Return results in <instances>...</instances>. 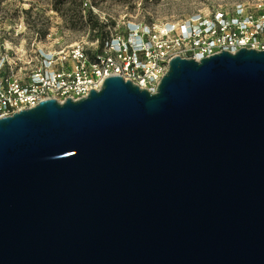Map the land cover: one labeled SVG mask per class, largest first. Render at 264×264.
Segmentation results:
<instances>
[{
  "label": "water",
  "instance_id": "95a60500",
  "mask_svg": "<svg viewBox=\"0 0 264 264\" xmlns=\"http://www.w3.org/2000/svg\"><path fill=\"white\" fill-rule=\"evenodd\" d=\"M0 264H264V51L0 118Z\"/></svg>",
  "mask_w": 264,
  "mask_h": 264
},
{
  "label": "built area",
  "instance_id": "2783aa9c",
  "mask_svg": "<svg viewBox=\"0 0 264 264\" xmlns=\"http://www.w3.org/2000/svg\"><path fill=\"white\" fill-rule=\"evenodd\" d=\"M81 10L102 25L106 39L100 50L93 37L91 48L79 41L54 48L42 44L38 33L27 42L22 20L9 26L4 37L0 28V118L46 100H80L100 90L110 76L154 93L174 57L199 62L221 52L264 51V0L249 8L237 4L231 15L218 11L211 19L196 14L177 22L127 23L122 32L119 22L92 0H83Z\"/></svg>",
  "mask_w": 264,
  "mask_h": 264
},
{
  "label": "rangeland",
  "instance_id": "374dc122",
  "mask_svg": "<svg viewBox=\"0 0 264 264\" xmlns=\"http://www.w3.org/2000/svg\"><path fill=\"white\" fill-rule=\"evenodd\" d=\"M254 1L92 0L101 12L110 14L116 22H119L120 32L127 23L149 25L177 22L196 14H201L205 19H211L212 15L218 11L231 15L237 4H243L249 8ZM77 11L80 17L75 18L74 13ZM21 20L28 29L22 40L26 39L28 42L33 34L38 33L42 44L51 45L54 48H62L78 41L87 48L90 47L92 36H96V30L90 27L81 7L77 9L70 0L59 7V10L54 9V0H0L2 37L9 26L13 27ZM88 34L89 38L86 37Z\"/></svg>",
  "mask_w": 264,
  "mask_h": 264
},
{
  "label": "trees",
  "instance_id": "16d2710c",
  "mask_svg": "<svg viewBox=\"0 0 264 264\" xmlns=\"http://www.w3.org/2000/svg\"><path fill=\"white\" fill-rule=\"evenodd\" d=\"M71 3L75 4L77 9L81 7V4L83 0H70ZM67 0H54V9L59 10V7L63 6ZM27 12V11H26ZM75 18L80 17L78 11L74 13ZM86 18L87 21L90 24V27L93 30H96V36H92L93 38H98L99 40V48L98 50L101 49V46L103 45L104 40L106 39V36L103 32L102 25L99 24L98 20L93 16V14L90 11H86Z\"/></svg>",
  "mask_w": 264,
  "mask_h": 264
}]
</instances>
